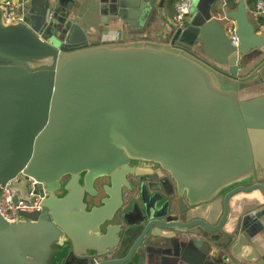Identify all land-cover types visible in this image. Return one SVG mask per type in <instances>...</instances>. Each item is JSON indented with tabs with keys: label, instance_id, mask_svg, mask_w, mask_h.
Instances as JSON below:
<instances>
[{
	"label": "water",
	"instance_id": "95a60500",
	"mask_svg": "<svg viewBox=\"0 0 264 264\" xmlns=\"http://www.w3.org/2000/svg\"><path fill=\"white\" fill-rule=\"evenodd\" d=\"M217 1L165 44H90L58 0L0 9V185L41 197L0 215V264H264V13L237 0L234 45Z\"/></svg>",
	"mask_w": 264,
	"mask_h": 264
},
{
	"label": "crops",
	"instance_id": "0c3cea01",
	"mask_svg": "<svg viewBox=\"0 0 264 264\" xmlns=\"http://www.w3.org/2000/svg\"><path fill=\"white\" fill-rule=\"evenodd\" d=\"M13 1L16 11L20 15H25L30 0ZM148 1L152 5V10L147 12L141 23L142 12L136 14L134 24L131 27L126 26L121 19L112 20L106 5L110 0H58L60 14L57 15L60 20L67 17L74 24H77L90 44L108 43L105 39H111L115 32H120V42L147 41L155 44H165L175 32L171 21L175 14L174 0ZM221 1L218 0L213 9L214 16L219 19L222 18L220 12ZM236 2L238 3V1ZM55 4L57 5V3ZM227 6L226 12L236 8H228ZM247 10L250 17L254 18L248 7ZM64 13L65 16H63ZM256 62V59L250 60L247 64L248 69L252 68ZM229 82V79L224 78L223 83L225 85H228Z\"/></svg>",
	"mask_w": 264,
	"mask_h": 264
},
{
	"label": "built area",
	"instance_id": "2783aa9c",
	"mask_svg": "<svg viewBox=\"0 0 264 264\" xmlns=\"http://www.w3.org/2000/svg\"><path fill=\"white\" fill-rule=\"evenodd\" d=\"M237 1V0H234ZM175 14L172 17V25L174 30L183 29L188 24L187 14L192 6V0H174ZM226 6L227 0L221 1L222 18L225 20V30L228 34L231 42L237 45L238 40L234 34L235 25L233 21L226 18ZM0 9L2 11V22L4 24H10L15 21H22L24 14H19L16 11L15 3L13 0H1ZM253 17L257 18L260 14L264 13V2L262 0H256L255 9L252 12ZM264 27V26H263ZM120 32H115L111 39L106 40L108 43L120 42ZM36 182L30 179L29 193L30 197H35L32 204L25 203L21 200L13 201V193L7 186L0 185V215L8 222H15L21 219L20 212H32L41 208V197L35 187Z\"/></svg>",
	"mask_w": 264,
	"mask_h": 264
},
{
	"label": "trees",
	"instance_id": "16d2710c",
	"mask_svg": "<svg viewBox=\"0 0 264 264\" xmlns=\"http://www.w3.org/2000/svg\"><path fill=\"white\" fill-rule=\"evenodd\" d=\"M264 2V0H262ZM237 2L234 1V0H227V7L228 8H235L236 7V4ZM245 3L247 5V7L249 8L250 12H253L254 9H255V3H256V0H245Z\"/></svg>",
	"mask_w": 264,
	"mask_h": 264
},
{
	"label": "flooded vegetation",
	"instance_id": "af4514ba",
	"mask_svg": "<svg viewBox=\"0 0 264 264\" xmlns=\"http://www.w3.org/2000/svg\"><path fill=\"white\" fill-rule=\"evenodd\" d=\"M135 164L137 166L144 167V168H153V169H156V166L154 164L149 163V162H145V161H136Z\"/></svg>",
	"mask_w": 264,
	"mask_h": 264
}]
</instances>
